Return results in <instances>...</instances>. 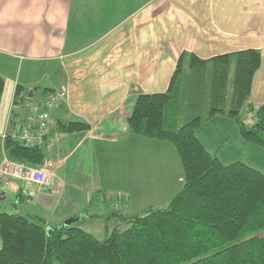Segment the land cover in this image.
I'll return each instance as SVG.
<instances>
[{
	"label": "crops",
	"instance_id": "0c3cea01",
	"mask_svg": "<svg viewBox=\"0 0 264 264\" xmlns=\"http://www.w3.org/2000/svg\"><path fill=\"white\" fill-rule=\"evenodd\" d=\"M247 50L262 55L249 99L260 107L264 0H0V139L11 132L18 88L65 94L40 145L51 185L31 189L0 176V202L31 203L38 214L27 215L44 217L51 229L82 218L94 191L124 195L132 213L166 205L183 186V166L171 143L128 135L137 98L166 93L182 57L185 64L191 55L210 60ZM38 97L26 98L31 108ZM70 121L90 130L58 131ZM197 137L224 165L264 173V150L243 141L234 120L218 115Z\"/></svg>",
	"mask_w": 264,
	"mask_h": 264
},
{
	"label": "trees",
	"instance_id": "16d2710c",
	"mask_svg": "<svg viewBox=\"0 0 264 264\" xmlns=\"http://www.w3.org/2000/svg\"><path fill=\"white\" fill-rule=\"evenodd\" d=\"M261 57L259 50L210 60L191 55L185 64L182 57L166 93L137 98L128 135L171 143L183 166V186L166 205L132 213L124 195L90 193L81 216L104 220L102 241L74 225L51 229L40 215L2 212L0 264H264V173L242 162L224 165L197 137L220 115L237 123L243 141L264 149V105L249 102ZM4 86L0 76V104ZM22 92L18 88L11 132L0 139V161L5 154L41 168L44 146H28L12 133L25 126L31 108L26 98L40 94L42 105L49 91ZM89 130L82 121L58 123L61 133ZM114 219L120 225L110 233Z\"/></svg>",
	"mask_w": 264,
	"mask_h": 264
},
{
	"label": "built area",
	"instance_id": "2783aa9c",
	"mask_svg": "<svg viewBox=\"0 0 264 264\" xmlns=\"http://www.w3.org/2000/svg\"><path fill=\"white\" fill-rule=\"evenodd\" d=\"M65 98L64 93H52L42 105L33 106L28 114L25 126L16 128L13 138L23 141L28 146L43 145L50 133V112L57 109ZM7 135L2 138L5 139ZM52 173L46 169L34 168L23 163L10 160L3 154L0 163V176L2 180H19L48 188L51 185Z\"/></svg>",
	"mask_w": 264,
	"mask_h": 264
},
{
	"label": "rangeland",
	"instance_id": "374dc122",
	"mask_svg": "<svg viewBox=\"0 0 264 264\" xmlns=\"http://www.w3.org/2000/svg\"><path fill=\"white\" fill-rule=\"evenodd\" d=\"M201 112L202 113L207 112L206 107H204ZM240 116H241L242 120L246 122L247 126L251 125L252 121L250 119V115H248L247 113L244 112V113H241ZM179 124H182V123H179ZM215 126L217 128H219L220 123H215ZM50 133H51V130H50ZM261 149H263V148H261ZM39 169H46V168L43 165V167H41ZM3 181H5V180L3 179ZM17 181H19V180H17ZM28 185L31 189L36 187V185L35 184L33 185L32 183L26 184L25 186H28ZM17 198L18 197H16V200H15V198H13V199L11 198L10 201L7 200L6 202L5 201L0 202V213H2V212L9 213V214H17L18 213V214H24V215H26V214H38L36 210L29 211L31 208L30 207L31 203L24 202L21 204ZM14 200L17 203V205H16L17 208L14 206ZM31 209H34V208H31ZM73 225L79 229H82V230L94 235L97 239H99L101 241L104 240L107 236V234H106L107 232L105 229V222L103 219H100V218L92 219V218H88V217H86V218L82 217V218L78 219L77 221H75V223ZM118 225H120L119 221H116L115 219L111 220L109 222V231L108 232L111 233ZM1 247H2V242L0 241V248Z\"/></svg>",
	"mask_w": 264,
	"mask_h": 264
},
{
	"label": "water",
	"instance_id": "95a60500",
	"mask_svg": "<svg viewBox=\"0 0 264 264\" xmlns=\"http://www.w3.org/2000/svg\"><path fill=\"white\" fill-rule=\"evenodd\" d=\"M71 224V221L65 223L66 226H69Z\"/></svg>",
	"mask_w": 264,
	"mask_h": 264
}]
</instances>
